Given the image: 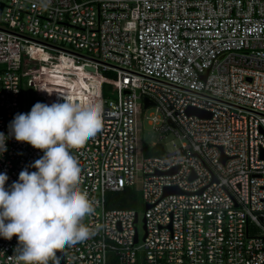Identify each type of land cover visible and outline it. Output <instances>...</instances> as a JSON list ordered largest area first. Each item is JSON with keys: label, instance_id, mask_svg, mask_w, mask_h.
I'll return each mask as SVG.
<instances>
[{"label": "built area", "instance_id": "built-area-1", "mask_svg": "<svg viewBox=\"0 0 264 264\" xmlns=\"http://www.w3.org/2000/svg\"><path fill=\"white\" fill-rule=\"evenodd\" d=\"M0 2L6 188L43 155L10 134L24 91L36 96L46 78L50 105L56 79L62 102L103 104L102 131L72 150L94 201L84 220L93 234L66 247L63 264H264V0ZM105 76L113 97L103 96ZM144 120L179 144L145 157ZM138 186L142 235L136 210L106 205L108 193ZM17 247L0 237V264H14Z\"/></svg>", "mask_w": 264, "mask_h": 264}, {"label": "clouds", "instance_id": "clouds-1", "mask_svg": "<svg viewBox=\"0 0 264 264\" xmlns=\"http://www.w3.org/2000/svg\"><path fill=\"white\" fill-rule=\"evenodd\" d=\"M51 95V93H49ZM63 102H37L28 113L10 122V134L43 155L19 173L6 188L0 173V237L17 238L14 264H50L61 250L87 240L92 230L84 223L94 213V201L80 187L82 168L72 150L83 148L104 127L103 104L77 102L62 95ZM0 133V154L7 151Z\"/></svg>", "mask_w": 264, "mask_h": 264}, {"label": "rangeland", "instance_id": "rangeland-1", "mask_svg": "<svg viewBox=\"0 0 264 264\" xmlns=\"http://www.w3.org/2000/svg\"><path fill=\"white\" fill-rule=\"evenodd\" d=\"M111 77V76H110ZM42 83L39 81V85H38V92L37 95H34V92L31 88H29L28 90L24 91L23 93V98H22V106H23V113H28L30 112L32 106L34 104H36L37 102L39 103H43V104H47L46 102V88H47V79H42L41 80ZM53 84L57 85V91L54 94V97L56 96L57 101L56 102H62L61 100V90L60 88H58V84L56 82V79L52 80ZM104 92L106 95L113 97L114 92H113V88L110 85L105 84L104 86ZM83 101V100H82ZM90 101V100H88ZM88 101H86V104L88 103ZM83 104V102H82ZM85 104V102H84ZM154 110L152 108H149L148 110H146L144 115H148V114H153ZM140 138H141V142H143L146 145H150L151 143H161L162 145L165 146V149L170 150L173 148V143H175L176 145L179 144V141L175 139V136L172 134H166L163 135L161 133H158L156 131L153 130V128L151 126H148L146 123V120H144V122L142 123V132L140 134ZM152 148V147H150ZM137 199H138V205L136 207V211L139 214V223H138V231L139 234L142 235V216L144 213V205L141 199V192H140V186H138L137 188Z\"/></svg>", "mask_w": 264, "mask_h": 264}, {"label": "trees", "instance_id": "trees-1", "mask_svg": "<svg viewBox=\"0 0 264 264\" xmlns=\"http://www.w3.org/2000/svg\"><path fill=\"white\" fill-rule=\"evenodd\" d=\"M109 80H113L109 76H105L103 81V86L105 84L109 85ZM81 84L83 87H91L93 84L90 82H87L86 80H82ZM103 96H105V93H103ZM143 155L145 157L150 156H158L161 157L163 155V152L165 151L162 144H158L155 147L150 148L148 145L143 144ZM137 191L135 189H125L122 192H111L107 194V208L109 209H122V210H132L136 209L138 205V199H137Z\"/></svg>", "mask_w": 264, "mask_h": 264}, {"label": "water", "instance_id": "water-1", "mask_svg": "<svg viewBox=\"0 0 264 264\" xmlns=\"http://www.w3.org/2000/svg\"><path fill=\"white\" fill-rule=\"evenodd\" d=\"M4 8V4L2 2H0V15L2 13V10ZM145 102V106H149L151 105V103L147 100L144 101ZM187 114L188 115H196L198 117H201V118H207V117H210L209 114L203 112V111H199V110H196V109H189L187 111ZM225 159L223 158V161ZM177 171V168L175 169H172L171 171L167 172L166 174H173ZM169 193H174V194H179V190L177 188H166L165 191H164V195L166 194H169ZM144 222V221H143ZM64 249L61 250L59 253H57V256L55 257L56 261L58 264H63L64 262Z\"/></svg>", "mask_w": 264, "mask_h": 264}, {"label": "bare ground", "instance_id": "bare-ground-1", "mask_svg": "<svg viewBox=\"0 0 264 264\" xmlns=\"http://www.w3.org/2000/svg\"><path fill=\"white\" fill-rule=\"evenodd\" d=\"M55 72H59L61 73L60 71H55ZM69 76H71L72 78H74L73 76H77V77H81L82 75L80 74H73V73H67ZM76 78V77H75ZM84 80V79H81V81ZM90 102V101H89Z\"/></svg>", "mask_w": 264, "mask_h": 264}]
</instances>
